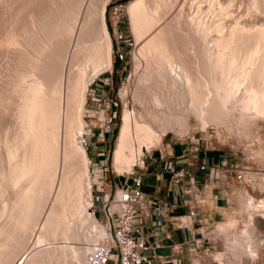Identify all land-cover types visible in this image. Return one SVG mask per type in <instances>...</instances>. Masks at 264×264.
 I'll return each instance as SVG.
<instances>
[{"label":"bare ground","instance_id":"bare-ground-1","mask_svg":"<svg viewBox=\"0 0 264 264\" xmlns=\"http://www.w3.org/2000/svg\"><path fill=\"white\" fill-rule=\"evenodd\" d=\"M109 1L0 0V55L9 54L0 79V264H83L87 244L58 240L89 244L103 235L104 225L90 212L92 172L79 136L87 128V88L112 68ZM263 4L252 0L247 7L259 12ZM229 6L187 0L163 23L171 0L128 3L140 44L133 100L141 110L122 113L116 173L130 172L143 148L151 151L167 131L186 133L191 118L217 130L264 120V19L250 27L232 21L226 30ZM212 10L219 16L214 26L204 21ZM244 204L250 210L253 197ZM87 224L95 230L89 235Z\"/></svg>","mask_w":264,"mask_h":264},{"label":"rangeland","instance_id":"rangeland-1","mask_svg":"<svg viewBox=\"0 0 264 264\" xmlns=\"http://www.w3.org/2000/svg\"><path fill=\"white\" fill-rule=\"evenodd\" d=\"M116 1L124 3L127 13L128 12L127 5L131 0H111L107 3L105 15H106V23L111 35L112 46H115V40L111 28L110 5ZM176 1L177 0H171V2H173L174 8L172 7L170 12L164 16L165 18L164 17L162 18L163 23L169 20L170 18H172L173 15H175L182 8H184V5L187 3V0L186 1L178 0L177 2ZM251 1L252 0H226V3L228 5L230 4L229 6L230 13L226 15L227 18L223 17V22L226 25L225 28L226 30L230 29L233 25H235L234 23L236 22L238 23V20L239 23L241 21L240 23L241 25H247L248 23H250L248 25V27H250V26H257L258 23L264 19V7H262L264 4L261 6L262 9L260 8L261 10H259V12L253 11L254 12L253 13L252 11L248 10ZM188 7H186V9ZM216 7L218 8V5ZM188 10L189 9H187V11ZM189 11L191 12V10ZM213 11L214 10L210 11L209 14L207 13L205 15V20H204V21H208L206 22V24L212 26H214V24L216 25L219 20V16L216 17V15H218L217 14L218 11L217 10L215 11L216 15ZM248 11L250 12V14H247L249 13ZM249 15L253 16L252 19ZM1 20H3V18ZM257 20H259V22ZM232 21H234V23ZM214 32L215 31H212L211 34L215 35L216 33ZM139 49H140V44H139ZM7 54L8 53L6 52L5 55L4 54L0 55L1 56L0 69H3L0 71V74L4 75L3 77L0 75L1 77L0 79L5 78L4 72L6 66L4 64H6V62H8L7 60L9 59L8 57H6L9 55ZM4 56L6 57V59L4 58ZM1 58H3L5 61ZM143 63L142 64L144 66L143 67L141 66V70H143L145 67V62L143 61ZM121 65L125 66V64H121L116 60L115 55L113 53L112 68L105 71L102 75H99V77L100 78L112 77L110 75V71L112 69L113 71L120 69ZM134 65L135 64L133 63L127 66V71L125 72V75L122 78H116L114 72L113 88L116 90L120 88L123 90L122 91L123 93L126 92L127 90L126 101H129L128 109L134 108L135 110H141V108H139V106H137L133 100L134 84L135 82H137V79L139 78L138 74H140L139 72L138 74H134V70H133ZM94 80H97L98 82V77L93 79V81ZM90 87L95 88L96 83L93 82V84ZM125 108L122 107L119 109V118L117 124L114 127V129L111 130L106 135L107 138L106 148L109 153L108 156L109 162L112 165V173L106 179L108 193L113 191L115 187V178H118L119 180L124 178L122 175L114 171L113 150L116 145V139L121 125V116ZM103 110H104V106H100L99 103L92 102L90 97L87 96V101L85 104V112H84L85 113L84 117L86 121L85 126H87V129L94 131L99 128V126L102 123L101 120H103L104 118V114H102ZM108 112H105V115H107ZM190 124H191L190 125L191 128L189 127L190 129L187 130L188 132L186 131L185 133V130H182L183 135L180 134L182 132H180V130L178 129H177L178 131L176 130L174 132L172 130L171 131L169 130L166 132V134H163L161 143H159V145H156V147H154L153 150L150 151V155L152 156L154 153L158 154L159 150L167 149L170 146H172L175 150L179 149L181 153L184 152L185 154L188 152L190 154H198L201 149L208 150L209 152L213 153L216 156L223 155L222 158L224 159L226 166L228 164L229 167L231 168L233 167L237 171H245L244 174L245 179L247 182L249 180H252L253 189H256L258 183H260L262 179L264 180V120L259 119L258 125L257 124L255 125L254 123H252V125L249 124L250 126L246 125L245 127H243L244 125L243 126L233 125L231 127V130L227 128L217 130V128L214 125H210L206 129H202L199 122H197L195 118H191ZM243 169H250V170H243ZM246 181H244L242 193L239 194V191L235 192L237 195L241 196L243 211H246V207L243 206L244 198L246 196L253 195L252 194L253 192ZM245 194L248 195L245 196ZM92 199H93L92 200L93 206L90 212L93 213L96 210L97 217L99 219L98 221H100V223L103 225V219L99 217L101 204L97 202L96 195L94 193ZM243 217H244L243 221L240 223L235 222L234 221L235 219L232 218L228 223L221 224L218 227V234L220 236L217 237V243L215 245L216 247L207 253L204 249L203 252L200 253L199 256H197V259L195 260L194 264H264V221L257 218L250 220L248 213L245 214ZM87 226L88 227L85 226L86 228L84 227L85 229L84 228L83 229L85 230V233H87L88 235L91 234L93 231H95L94 228L92 229V227L89 224H87ZM60 241L58 240L59 244L68 243L79 247H83L86 244H88V241H85L84 239L80 241L77 240L78 242L74 240H73L74 242L72 240L71 241L60 240ZM251 247L252 249L254 248L253 250L257 254V255L255 254L254 257H252L248 252V249H250ZM75 264H79V262L76 261Z\"/></svg>","mask_w":264,"mask_h":264},{"label":"built area","instance_id":"built-area-1","mask_svg":"<svg viewBox=\"0 0 264 264\" xmlns=\"http://www.w3.org/2000/svg\"><path fill=\"white\" fill-rule=\"evenodd\" d=\"M125 8L123 2L116 1L110 5L111 28L115 40V46H112L113 53L116 60L125 66L121 65V68L116 71L112 69L110 71L112 77L100 78L98 76V82L93 81L96 87H90L92 82L87 88V96L91 101L104 106L102 111L104 118L99 128L94 131L86 128V131L79 136V144L88 154L93 144L89 138L95 136L99 140L97 144L104 143L106 135L117 124L119 109L128 108L129 105L126 95L123 96V90L113 88L114 72L116 78H122L127 71V66L134 63L139 50V45L131 33ZM105 112L108 114L105 115ZM142 151L143 153L138 156L132 170L125 174L129 178L127 182L115 186L110 193L107 192L106 182L107 177L112 173L108 151H99L96 158L88 155V165L92 172L90 189L96 195L97 202L101 204L99 217L103 219L104 232L99 239L86 245L83 264H151V255H154V250L160 247L158 243L150 244L144 237L142 228L135 225V219L140 211L148 207L142 191L143 171L148 150L143 148ZM202 169L205 167L203 166ZM164 170L171 175V181L175 186L184 188L186 195L194 194L196 184L193 176L183 169H178L172 163H166ZM94 171L98 172L99 180L94 179ZM244 174L245 171H240L237 179L242 182L246 181ZM247 184L253 192L254 206L246 211L252 213L253 219L264 221V180L258 183L256 189L252 187V180H249ZM156 212L161 215L159 209ZM93 215L98 219L96 210ZM173 264H183V261L176 259Z\"/></svg>","mask_w":264,"mask_h":264},{"label":"crops","instance_id":"crops-1","mask_svg":"<svg viewBox=\"0 0 264 264\" xmlns=\"http://www.w3.org/2000/svg\"><path fill=\"white\" fill-rule=\"evenodd\" d=\"M89 139L93 143L90 157L96 158L99 151L107 150V138L100 145L97 137ZM222 156L203 149L198 154H185L172 146L152 156L148 151L142 185L148 207L140 211L135 225L142 228L150 244L160 245L151 255V264H173L176 259L194 264L204 249L207 253L216 247L221 224L232 218L238 223L243 221L247 211H243L241 196L235 192L242 193L244 182L237 179L240 171L226 166ZM166 163L194 177L192 196L172 183L171 175L164 170ZM125 174H120L124 177L120 180L115 178V186L127 182Z\"/></svg>","mask_w":264,"mask_h":264}]
</instances>
